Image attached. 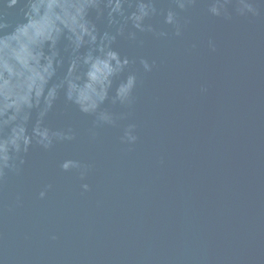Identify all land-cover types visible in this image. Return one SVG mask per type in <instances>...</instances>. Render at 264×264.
I'll return each instance as SVG.
<instances>
[{
  "label": "water",
  "instance_id": "95a60500",
  "mask_svg": "<svg viewBox=\"0 0 264 264\" xmlns=\"http://www.w3.org/2000/svg\"><path fill=\"white\" fill-rule=\"evenodd\" d=\"M208 2L179 14L180 36L155 16L145 23L166 38L117 37L138 82L131 105H103L125 114L116 126L93 138V117L57 102L48 123L76 139L30 148L0 181V264H264V3L239 15L231 0L226 20ZM7 11L14 22L18 9ZM128 124L131 144L120 139ZM67 158L89 165L83 180L60 170Z\"/></svg>",
  "mask_w": 264,
  "mask_h": 264
},
{
  "label": "clouds",
  "instance_id": "9594fccd",
  "mask_svg": "<svg viewBox=\"0 0 264 264\" xmlns=\"http://www.w3.org/2000/svg\"><path fill=\"white\" fill-rule=\"evenodd\" d=\"M157 2L0 0V181L7 173L22 170L30 148L49 151L57 143L76 139L71 127L53 128L48 123L61 98L66 106L73 105L93 117L90 131L102 125L116 126L125 118L124 113L117 116L110 107H103L106 101L112 106L131 105L138 82L133 67L137 60L114 49L117 37L137 47L144 43L137 38L138 32L166 38L169 31L164 27L145 23L155 16H162V24L180 36L179 14L196 0H171L173 6L167 10L158 9ZM230 2L209 0L207 11L211 16L230 19ZM8 9H18L14 22L7 18ZM235 11L239 15L257 12L250 0H236ZM102 19L106 21L103 31L97 24ZM208 44L215 51L213 41ZM138 63L144 72L154 67V62L144 57L138 58ZM134 128V124L124 128L122 143L136 141ZM91 134L94 138L95 132ZM59 168L63 172L76 170L83 180L89 165L67 158ZM50 187L45 186L39 198L43 199ZM81 188L87 191L89 185L82 183Z\"/></svg>",
  "mask_w": 264,
  "mask_h": 264
}]
</instances>
